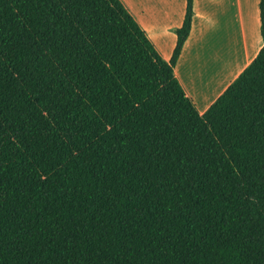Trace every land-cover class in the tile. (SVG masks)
<instances>
[{
  "label": "trees",
  "instance_id": "16d2710c",
  "mask_svg": "<svg viewBox=\"0 0 264 264\" xmlns=\"http://www.w3.org/2000/svg\"><path fill=\"white\" fill-rule=\"evenodd\" d=\"M193 14L166 62L120 0H0V264H264V45L200 115Z\"/></svg>",
  "mask_w": 264,
  "mask_h": 264
},
{
  "label": "crops",
  "instance_id": "0c3cea01",
  "mask_svg": "<svg viewBox=\"0 0 264 264\" xmlns=\"http://www.w3.org/2000/svg\"><path fill=\"white\" fill-rule=\"evenodd\" d=\"M158 55L168 62L186 0H120ZM190 33L173 68L202 115L254 60L264 45L259 0H193Z\"/></svg>",
  "mask_w": 264,
  "mask_h": 264
}]
</instances>
